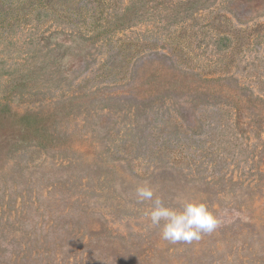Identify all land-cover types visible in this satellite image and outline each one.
<instances>
[{"label": "rangeland", "instance_id": "1", "mask_svg": "<svg viewBox=\"0 0 264 264\" xmlns=\"http://www.w3.org/2000/svg\"><path fill=\"white\" fill-rule=\"evenodd\" d=\"M0 264H264V0H0Z\"/></svg>", "mask_w": 264, "mask_h": 264}, {"label": "clouds", "instance_id": "2", "mask_svg": "<svg viewBox=\"0 0 264 264\" xmlns=\"http://www.w3.org/2000/svg\"><path fill=\"white\" fill-rule=\"evenodd\" d=\"M135 196L138 203H149L144 215L150 227L158 228L161 239L170 244L199 241L221 224L220 217L206 203L180 198L177 207L168 206L147 182L136 186Z\"/></svg>", "mask_w": 264, "mask_h": 264}]
</instances>
